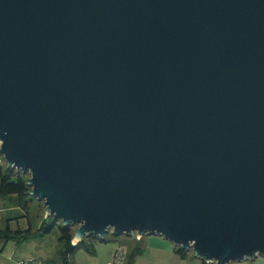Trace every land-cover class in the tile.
Here are the masks:
<instances>
[{
	"label": "water",
	"instance_id": "1",
	"mask_svg": "<svg viewBox=\"0 0 264 264\" xmlns=\"http://www.w3.org/2000/svg\"><path fill=\"white\" fill-rule=\"evenodd\" d=\"M0 154L73 245L264 257V0H0Z\"/></svg>",
	"mask_w": 264,
	"mask_h": 264
},
{
	"label": "trees",
	"instance_id": "2",
	"mask_svg": "<svg viewBox=\"0 0 264 264\" xmlns=\"http://www.w3.org/2000/svg\"><path fill=\"white\" fill-rule=\"evenodd\" d=\"M0 160L2 162V157L0 154ZM0 162V163H1ZM5 162V161H4ZM6 164V163H5ZM29 177H26V174H23L19 171H16L12 167H3L0 165V197L1 198H11L15 197V202L17 206L24 210V215L27 219L26 226H17L16 229H12L10 224L7 222L5 226L0 228V241L6 243L8 241H12L16 244H23L32 237H43L47 234L53 232L56 229V238L58 240V246L56 248V253L49 262H55L57 264H75L73 261L74 252L77 249H83L89 253H93L94 251V240H98L92 235L83 237V239L77 244L73 245L72 240L76 232V226L68 224L64 226L62 221L51 217L45 218L39 226L33 229V222L30 220L29 207L30 201L32 199L31 196V187L28 186ZM21 217V216H20ZM145 236V235H144ZM142 236L141 239L144 237ZM132 237V236H131ZM140 239V240H141ZM107 240H117L121 243H128L127 238H121L120 235L112 236L107 238L105 235L102 239V242ZM140 240H136L134 237L131 242L128 243L127 251L125 252V259L123 264H133L134 258L139 252L142 250V245ZM87 241V243L85 242ZM117 251V250H116ZM174 252L181 258H188L189 251L182 249L176 245H174ZM200 264H205L201 262Z\"/></svg>",
	"mask_w": 264,
	"mask_h": 264
},
{
	"label": "crops",
	"instance_id": "3",
	"mask_svg": "<svg viewBox=\"0 0 264 264\" xmlns=\"http://www.w3.org/2000/svg\"><path fill=\"white\" fill-rule=\"evenodd\" d=\"M41 240V237H32L23 244H16L12 241L3 243L0 241V264H19L20 261L26 258L36 259L43 264H57L49 262L53 259L56 249L52 253L41 255H32L30 253L31 249L35 248L37 242ZM35 242L36 244L34 245ZM140 243L143 248L134 258L133 264H199L195 260L191 262L190 260L192 259L190 258L181 259L174 252L173 243L161 236H144ZM117 249L113 246L99 245L94 247L93 253L83 250L87 257L79 256L76 252L73 255V261L75 264H107Z\"/></svg>",
	"mask_w": 264,
	"mask_h": 264
},
{
	"label": "rangeland",
	"instance_id": "4",
	"mask_svg": "<svg viewBox=\"0 0 264 264\" xmlns=\"http://www.w3.org/2000/svg\"><path fill=\"white\" fill-rule=\"evenodd\" d=\"M2 157V162L0 163V165H2L3 167H6L5 164V160L3 155H1ZM29 173H26V177H29ZM15 197H13V200L9 197L7 198H1L0 197V228H2L3 226H5L7 219L8 223L10 224V227L12 229H16L17 226H26L27 225V219L25 216L22 217V215H24V210H22L20 207L17 206V203L15 202ZM29 213L28 215L30 216V220L33 222V229H35L37 226H39L41 224V222L47 218L46 214H45V205L43 203V201H38L37 198L32 196V199L30 201V207H29ZM21 216V217H20ZM49 217V216H48ZM51 220V217H49ZM56 229L53 230L52 233L47 234L43 237H41V241L34 243V245L36 244L35 248H32L30 253L32 255H41V254H47V253H52L55 251V249L58 246V240L56 238L57 234H56ZM107 238L112 237V229H110L108 231V233L106 234ZM121 238H127V242H131V240L133 239V237H129V236H125V235H120ZM87 243V241H85ZM12 243V242H9ZM128 243H121L117 240H107V241H100V240H94V247L99 246V245H106V246H113L114 248H118V249H123L125 252L127 251L128 248ZM174 245V244H173ZM117 249V250H118ZM78 253L79 256H84L87 257L86 253L83 251V249H77L75 253ZM188 258L192 259L190 260L192 261H196V263H201V260L198 259L195 255L194 252L192 250L189 251V255ZM88 261V260H87ZM85 261V262H87ZM229 264H264V257L262 256H258L256 257L254 260L251 259H243L241 261H231Z\"/></svg>",
	"mask_w": 264,
	"mask_h": 264
},
{
	"label": "built area",
	"instance_id": "5",
	"mask_svg": "<svg viewBox=\"0 0 264 264\" xmlns=\"http://www.w3.org/2000/svg\"><path fill=\"white\" fill-rule=\"evenodd\" d=\"M132 237H134L136 240H140L142 236L136 234V232H133ZM124 257H125V251L123 249H118L113 253L110 261L107 264H123L125 259ZM19 264H43V263L33 258H26L20 261Z\"/></svg>",
	"mask_w": 264,
	"mask_h": 264
}]
</instances>
